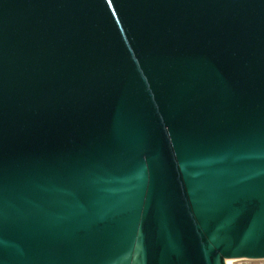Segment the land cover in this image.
<instances>
[{
    "label": "water",
    "instance_id": "water-1",
    "mask_svg": "<svg viewBox=\"0 0 264 264\" xmlns=\"http://www.w3.org/2000/svg\"><path fill=\"white\" fill-rule=\"evenodd\" d=\"M264 259V0H0V264Z\"/></svg>",
    "mask_w": 264,
    "mask_h": 264
},
{
    "label": "rangeland",
    "instance_id": "rangeland-1",
    "mask_svg": "<svg viewBox=\"0 0 264 264\" xmlns=\"http://www.w3.org/2000/svg\"><path fill=\"white\" fill-rule=\"evenodd\" d=\"M229 264H264V259L231 260Z\"/></svg>",
    "mask_w": 264,
    "mask_h": 264
},
{
    "label": "bare ground",
    "instance_id": "bare-ground-1",
    "mask_svg": "<svg viewBox=\"0 0 264 264\" xmlns=\"http://www.w3.org/2000/svg\"><path fill=\"white\" fill-rule=\"evenodd\" d=\"M230 261H231V260H226V264H229Z\"/></svg>",
    "mask_w": 264,
    "mask_h": 264
}]
</instances>
